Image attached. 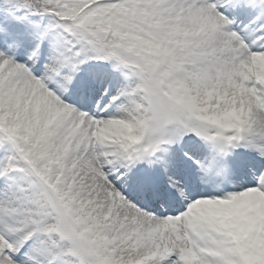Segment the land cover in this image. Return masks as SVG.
<instances>
[{
    "label": "snow or ice",
    "instance_id": "obj_1",
    "mask_svg": "<svg viewBox=\"0 0 264 264\" xmlns=\"http://www.w3.org/2000/svg\"><path fill=\"white\" fill-rule=\"evenodd\" d=\"M0 264H264V0H0Z\"/></svg>",
    "mask_w": 264,
    "mask_h": 264
}]
</instances>
